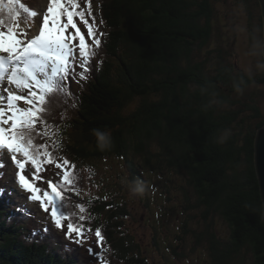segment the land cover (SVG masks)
Instances as JSON below:
<instances>
[{"label": "trees", "instance_id": "1", "mask_svg": "<svg viewBox=\"0 0 264 264\" xmlns=\"http://www.w3.org/2000/svg\"><path fill=\"white\" fill-rule=\"evenodd\" d=\"M103 1L107 22L97 31L111 62L97 67L90 59L87 64L95 67L88 80L77 68L64 82L59 95L78 93L83 104L76 120L64 119L55 128L60 133L54 142L39 143L31 133L33 145L47 144L40 150L52 157L57 141L60 149L68 147L65 158L75 165L71 183L56 184L81 200L75 191L86 186L91 162H120L85 203L90 215L84 226L105 238L109 264H180L191 260L184 243L206 264H264V202L255 159L264 126L261 0H242L255 60L249 72L235 59L236 33L224 36L219 12L224 0ZM73 4L78 6L75 0L67 3L72 11ZM83 27L87 36L88 25ZM93 130L110 134L103 149ZM2 185L0 264H98L49 231L33 209L17 205ZM138 199L144 218L135 217ZM151 215L158 226L152 243L144 244L130 223ZM68 218L78 220V211ZM181 220L175 238L182 244L174 246L169 232L161 231Z\"/></svg>", "mask_w": 264, "mask_h": 264}, {"label": "snow or ice", "instance_id": "2", "mask_svg": "<svg viewBox=\"0 0 264 264\" xmlns=\"http://www.w3.org/2000/svg\"><path fill=\"white\" fill-rule=\"evenodd\" d=\"M15 3L16 0H7L0 8V11L6 8L9 16L7 24L0 19V29H6L0 30V53L6 54H0V84L6 80L11 86L6 89V96L0 94V102L6 100V104L0 105V150L6 151L15 163L19 170V184L31 194V200L43 203L45 212L51 203V217L54 218L55 226L63 228L65 218L63 213L58 214L55 201L64 189L58 190L59 185L41 173L45 165L55 164L56 169L63 170V183L68 185L71 183L68 169L74 168L75 165L68 159H63L62 162L54 161L47 151L41 156L40 149H46L47 144L33 145L31 133L44 117L46 96L60 91L64 82L74 74L77 47L82 61L80 67H87L91 52L85 35L74 21V16H78L88 25L89 37L95 38L97 33L85 18V12L70 10L63 0H50L47 14H44L42 9L30 13L33 17H36L38 12L41 14V24L37 25L35 33L14 32L11 18ZM73 7L76 5L73 4ZM62 17H66V22ZM69 28L75 32L66 35ZM77 40L78 45L73 43ZM95 44L100 45L101 40L95 39ZM27 164H30V168L26 169ZM29 173L34 180H46L54 196L30 182L26 178ZM80 219L83 220V216ZM66 229L68 237H75L77 244L85 243L84 230L81 227L66 223ZM95 236L100 240L104 239L99 230L95 231Z\"/></svg>", "mask_w": 264, "mask_h": 264}, {"label": "rangeland", "instance_id": "3", "mask_svg": "<svg viewBox=\"0 0 264 264\" xmlns=\"http://www.w3.org/2000/svg\"><path fill=\"white\" fill-rule=\"evenodd\" d=\"M30 1V3H29ZM70 0H67V3ZM78 3L77 7H74L73 11L75 12H80L83 11L85 12V17L86 19H88V21H90L91 23H94V31L97 33V35L95 36V38L89 37L88 34V38H90V45L89 46V50L91 52V55L89 57L90 59L94 58V63L100 66L105 65L106 67H108V64L111 62V56L105 54L104 55V49L106 48V46L104 45L103 41H104V37L103 35L97 31V29L101 28L102 24L106 25V20L102 19V13H103V5L105 4L103 0H75ZM7 2V1H6ZM63 2H65V0H63ZM107 2V1H106ZM18 3H22L24 4L25 8L28 9V6H36L38 10L42 9L44 14H47V6L49 3V0H22L19 1ZM3 5L0 3V8H2ZM244 7V3L242 0H224L222 2L219 3V12H220V18L221 21L223 22V26L222 29L225 31L224 36L229 35V34H233L236 33V40L235 43L233 45L234 49H235V59L237 60L238 64L240 65V67H242L243 69H245L247 72L251 71L254 67H255V60L253 58V52L250 50V42H249V30H247V17H246V13L243 9ZM23 12L29 17L28 13L29 11L22 9ZM29 10V9H28ZM16 13V12H15ZM15 13L13 14V16H17L15 15ZM2 15L3 17L7 16V9L4 8L2 11ZM244 16V17H243ZM12 19V18H11ZM62 19L65 20L66 22V17H62ZM233 19H236V21L234 22ZM37 20L41 21V14L40 12L38 13L37 16ZM240 20V21H239ZM74 21L77 23V26H81L83 25V21L80 20V18L78 16H74ZM236 24V29L234 30L233 28H231V24L232 23H237ZM19 29L23 28V25H21V23L18 25ZM34 29H28L27 32L29 33H33ZM71 31V30H70ZM84 35L85 33L83 31H81ZM87 32V31H86ZM72 34L71 32H66V35H70ZM85 35V39L86 42L88 43V38ZM106 37V36H105ZM95 39H99L101 40V44L100 45H96L95 44ZM74 44L78 45V40L76 42H73ZM76 60H75V70L78 68L77 73H81V79L82 80H88V76H89V71L92 67L94 66V63L92 65L87 64V67H85L87 70H84L83 68L80 67L81 64V59L79 58L78 55V47L76 50ZM88 60V61H89ZM74 70V71H75ZM77 73L76 76L77 77ZM73 95H71L70 98H63V97H59V96H52L49 101H45V113L44 115H46L47 119L45 117H43L41 119V121L36 125V128L40 129L43 125H46L48 127H50L51 129V134L56 137L59 136L60 131L56 130L55 128H60L63 126V120L66 119L67 121H72L73 119L76 120L78 118L80 109L82 108V104H83V96L78 95V93L73 92ZM133 107L130 105V108L127 109V111L131 110ZM66 116V117H65ZM73 123L77 124L76 121H73ZM68 140H70V136L66 137ZM46 142L51 144V142H54L52 139L50 138H46L45 136L43 137V139H41V142ZM51 150L54 151V156L57 159L63 160L64 159V154L66 153V150H68V147H63L60 149L59 147V143L58 141L54 144V146L50 147ZM74 149V147H71V151ZM70 151V153H71ZM6 153V152H5ZM116 159H119L118 157H116ZM99 162V163H98ZM97 163L94 164L91 162L93 167H89L88 168V178H87V184L85 187H83L82 191H76L79 192L81 196V200L74 198L72 196H68V200L57 205V209L58 210H62L64 212V214L66 216L71 217L73 210L78 211V220L75 219H71L69 221H67L66 223H72L74 226H79L84 230V237L83 239L86 240V242L89 244L90 247H92V243L97 239V237L95 236V233L90 234L89 232H87L88 230L85 228V222L89 221V215H90V209L85 205L87 197L90 196H97V192L99 191V187L102 183V178L103 176H106L107 174L112 175L113 172H115V169L117 167V165L120 163L117 160L116 161H112V160H106L102 163V161L98 160ZM109 165H112V169L111 171L108 172L109 170ZM49 169L51 170H55L58 171V169H56L55 164L53 165H48ZM68 171L70 172L69 174H72V169L69 168ZM16 167L13 165L11 166V168L8 169V175L11 181L17 180L16 179ZM71 176V175H70ZM59 180L63 183V176L62 174L59 177ZM44 181H41V184H43ZM64 184V183H63ZM69 185V184H68ZM67 185V188H68ZM51 187L48 186H43L42 190L43 191H49L51 192ZM66 188V189H67ZM17 192L19 193L17 195V197L20 198V195L22 196V200H24V197L26 198V201L28 203L29 199L28 197L31 195L30 193H28L26 190L25 192H23L20 187H18ZM31 205H33V203H30ZM133 204L136 207V214L135 217L138 218H144L145 212L144 210L146 208L143 207V204L139 202V199L136 202H133ZM81 208H83V212H81ZM48 216H51V208H48L47 211ZM83 216V220L80 219V217ZM172 218H174V215H172ZM51 223L55 225L54 222V218H51ZM66 223H65V227L62 228L63 233H65V236L70 240V241H75V237L73 238H69L67 235V229H66ZM131 226L132 228H134V231L137 233V235L140 238H143V243H147L151 242L150 236H152V230L155 228V226H158V222L156 221L155 217L151 215V217H146L145 220L143 222H141L140 220L135 221V219H133L131 221ZM183 224V220L179 221L175 227L173 229L170 228H165V230L161 231V232H169L166 236H170V243L173 244L174 246H179L182 244V242H177L175 235L178 233L177 231V227H180V225ZM59 228V227H57ZM164 234H162L160 236V238H164ZM188 237V236H187ZM99 239V238H98ZM188 242H192V238L188 237L187 238ZM101 242H103V244L101 245V249L99 248V251L101 250V253L96 251L95 255H92L90 257H93L94 259H96L98 261V264H102L101 260L103 259L105 264H109V258L105 255L106 251H109V247L106 248L105 246V238L103 240H101ZM184 246L186 249H188L189 253H190V258L191 260L195 259L196 264H206V262H203L201 259H197L196 260V256L197 254H193L191 253V246L188 243H184ZM152 248V246H151ZM164 250H167L166 247L163 248ZM201 250L203 251L204 248H201ZM205 251V250H204ZM169 255L170 253L168 252L167 254V258L169 259ZM199 255H201L202 257H204L203 253H200ZM158 257V256H157ZM165 260V259H164ZM191 260L188 259H182L180 260V264H190Z\"/></svg>", "mask_w": 264, "mask_h": 264}, {"label": "water", "instance_id": "4", "mask_svg": "<svg viewBox=\"0 0 264 264\" xmlns=\"http://www.w3.org/2000/svg\"><path fill=\"white\" fill-rule=\"evenodd\" d=\"M264 13V0H261ZM256 169L260 181V189L264 202V126L258 131L256 138Z\"/></svg>", "mask_w": 264, "mask_h": 264}, {"label": "clouds", "instance_id": "5", "mask_svg": "<svg viewBox=\"0 0 264 264\" xmlns=\"http://www.w3.org/2000/svg\"><path fill=\"white\" fill-rule=\"evenodd\" d=\"M93 134L97 137L98 146L103 149L110 143V134L100 130H93Z\"/></svg>", "mask_w": 264, "mask_h": 264}, {"label": "bare ground", "instance_id": "6", "mask_svg": "<svg viewBox=\"0 0 264 264\" xmlns=\"http://www.w3.org/2000/svg\"><path fill=\"white\" fill-rule=\"evenodd\" d=\"M0 92H3V89H2V87L0 86Z\"/></svg>", "mask_w": 264, "mask_h": 264}]
</instances>
